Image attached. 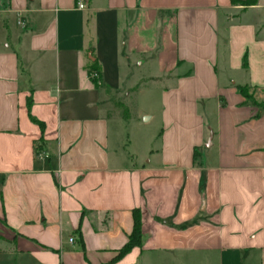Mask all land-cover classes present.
Masks as SVG:
<instances>
[{
	"label": "crops",
	"instance_id": "0c3cea01",
	"mask_svg": "<svg viewBox=\"0 0 264 264\" xmlns=\"http://www.w3.org/2000/svg\"><path fill=\"white\" fill-rule=\"evenodd\" d=\"M77 2L0 0V264H264V0Z\"/></svg>",
	"mask_w": 264,
	"mask_h": 264
},
{
	"label": "trees",
	"instance_id": "16d2710c",
	"mask_svg": "<svg viewBox=\"0 0 264 264\" xmlns=\"http://www.w3.org/2000/svg\"><path fill=\"white\" fill-rule=\"evenodd\" d=\"M258 0H246V3L245 4H256ZM93 72H98V67H94L92 70H91V73ZM94 81L96 83H98V80L94 77ZM240 91L242 92V94L255 106H258L260 108H264V102H259L256 95L254 93L251 92L252 88L249 87V86H240L239 87ZM195 155L197 156V151L195 150ZM137 218V217H136ZM135 233H140V226H139V220L136 219V226H135V229H134V235L135 236ZM132 236V238L130 239V241L128 242V244L123 248V251H127L128 249L131 248V246L136 242L134 237Z\"/></svg>",
	"mask_w": 264,
	"mask_h": 264
},
{
	"label": "rangeland",
	"instance_id": "374dc122",
	"mask_svg": "<svg viewBox=\"0 0 264 264\" xmlns=\"http://www.w3.org/2000/svg\"><path fill=\"white\" fill-rule=\"evenodd\" d=\"M251 92L252 93H254V94H257V93H259V92H256L255 90H251ZM117 99V98H116ZM116 99H114L115 101V105H114V107L115 108H118V109H120L121 111H124L125 110V107L123 106V105H121L120 103H117V100ZM119 101V100H118ZM259 102H264L263 100H259Z\"/></svg>",
	"mask_w": 264,
	"mask_h": 264
},
{
	"label": "built area",
	"instance_id": "2783aa9c",
	"mask_svg": "<svg viewBox=\"0 0 264 264\" xmlns=\"http://www.w3.org/2000/svg\"><path fill=\"white\" fill-rule=\"evenodd\" d=\"M78 7L80 8V9H84V8H86V6H87V4H86V0H78ZM74 239H70V241H73Z\"/></svg>",
	"mask_w": 264,
	"mask_h": 264
},
{
	"label": "water",
	"instance_id": "95a60500",
	"mask_svg": "<svg viewBox=\"0 0 264 264\" xmlns=\"http://www.w3.org/2000/svg\"><path fill=\"white\" fill-rule=\"evenodd\" d=\"M147 119V117H145V120Z\"/></svg>",
	"mask_w": 264,
	"mask_h": 264
}]
</instances>
